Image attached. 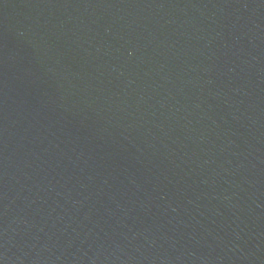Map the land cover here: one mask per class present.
Instances as JSON below:
<instances>
[{
    "label": "water",
    "instance_id": "1",
    "mask_svg": "<svg viewBox=\"0 0 264 264\" xmlns=\"http://www.w3.org/2000/svg\"><path fill=\"white\" fill-rule=\"evenodd\" d=\"M26 111L9 0H0V264H40Z\"/></svg>",
    "mask_w": 264,
    "mask_h": 264
}]
</instances>
